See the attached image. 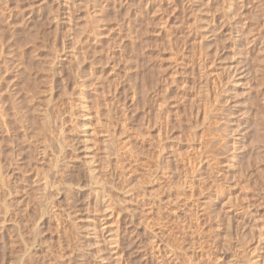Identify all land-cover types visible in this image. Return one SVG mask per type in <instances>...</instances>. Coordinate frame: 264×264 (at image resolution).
I'll use <instances>...</instances> for the list:
<instances>
[{
	"label": "rangeland",
	"instance_id": "obj_1",
	"mask_svg": "<svg viewBox=\"0 0 264 264\" xmlns=\"http://www.w3.org/2000/svg\"><path fill=\"white\" fill-rule=\"evenodd\" d=\"M0 264H264V0H0Z\"/></svg>",
	"mask_w": 264,
	"mask_h": 264
},
{
	"label": "bare ground",
	"instance_id": "obj_2",
	"mask_svg": "<svg viewBox=\"0 0 264 264\" xmlns=\"http://www.w3.org/2000/svg\"><path fill=\"white\" fill-rule=\"evenodd\" d=\"M19 120H20V119H19ZM45 120H46V119H45ZM45 120H44V121H45ZM45 122H46V121H45ZM48 122H49V121H48ZM46 126H47V125H46ZM44 152H45V151H44ZM42 192H43V191H42ZM43 193H44V192H43ZM42 197H43V196H42ZM40 198H41V197H40ZM41 202H42V201H41Z\"/></svg>",
	"mask_w": 264,
	"mask_h": 264
}]
</instances>
